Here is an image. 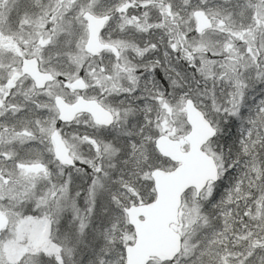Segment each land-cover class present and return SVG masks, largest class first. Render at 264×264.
Instances as JSON below:
<instances>
[{
	"label": "snow or ice",
	"instance_id": "6c2138e0",
	"mask_svg": "<svg viewBox=\"0 0 264 264\" xmlns=\"http://www.w3.org/2000/svg\"><path fill=\"white\" fill-rule=\"evenodd\" d=\"M0 264H264V0H0Z\"/></svg>",
	"mask_w": 264,
	"mask_h": 264
}]
</instances>
